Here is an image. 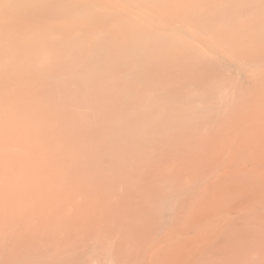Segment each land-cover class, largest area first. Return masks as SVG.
<instances>
[{
    "label": "bare ground",
    "instance_id": "bare-ground-1",
    "mask_svg": "<svg viewBox=\"0 0 264 264\" xmlns=\"http://www.w3.org/2000/svg\"><path fill=\"white\" fill-rule=\"evenodd\" d=\"M206 155L244 167L218 175ZM0 165L17 196L8 185L0 200L16 219L2 236L66 244L57 260L4 246L0 264H199L222 233L237 236L230 226L264 222V0H0ZM249 168L253 187L231 182ZM179 173L188 182L169 180ZM228 175L237 207L224 199V211L198 217L192 202ZM210 218L217 226L202 223ZM140 224L165 232L125 252V232L151 230ZM203 224L209 233H193ZM262 248L253 264H264Z\"/></svg>",
    "mask_w": 264,
    "mask_h": 264
},
{
    "label": "rangeland",
    "instance_id": "rangeland-1",
    "mask_svg": "<svg viewBox=\"0 0 264 264\" xmlns=\"http://www.w3.org/2000/svg\"><path fill=\"white\" fill-rule=\"evenodd\" d=\"M257 146H259V145H257ZM257 146L256 145H254V147L252 146H250L254 151H256L257 150ZM256 147V149H254ZM251 148H250V150H251ZM261 147L259 146L258 147V149H260ZM209 149H210V147H209ZM209 149H207L208 151H209ZM206 150V152H208ZM211 150V149H210ZM250 150H248V151H250ZM222 151H224V150H221V152ZM253 151V152H254ZM226 152V151H225ZM253 152H248V153H253ZM214 153H216V152H214ZM205 154H210L209 156H212V158H216V157H213V153L211 154L210 153V151H209V153H205ZM204 154V155H205ZM218 156L219 155H221L220 153L218 154V153H216ZM216 154H214L215 156H216ZM209 156L207 157V155L205 156V157H207V158H209ZM222 156V155H221ZM241 156V155H240ZM246 156L247 155H244L243 156V158H246ZM248 157V156H247ZM204 158V157H203ZM206 158V159H207ZM211 158V157H210ZM210 158H209V160H210ZM218 158L219 157H217V159H216V161L218 160ZM241 159V161H242V157H240ZM224 159V155H223V158H222V160ZM246 159H248V158H246ZM212 160H214V161H212ZM203 161V160H202ZM205 161V162H204ZM203 161V164L202 165H206L207 166V164H205L206 162H208L209 163V161H208V159H207V161L206 160H204ZM213 162V165L215 164L214 162H215V159H211L210 160V163L212 164V162ZM224 162H226L225 161V159L223 160ZM240 161V162H241ZM243 161H244V159H243ZM242 161V162H243ZM248 161H249V159H248ZM199 162H201V161H199ZM220 162H221V160H220ZM219 162V163H220ZM229 161H227L226 163H228ZM245 163H246V160L244 161ZM249 162H251V161H249ZM232 163V162H231ZM230 163V164H231ZM253 163V162H252ZM199 164H201V163H198L197 162V167H198V165ZM210 164V165H211ZM216 164H217V162H216ZM216 164H215V166H216ZM225 164V163H224ZM223 163H222V165H219V166H216V169H215V174L218 172V169L219 168H217V167H220V168H222L223 167V165H224ZM229 164V163H228ZM229 164V165H230ZM249 164V163H248ZM247 164V165H248ZM251 164V163H250ZM1 165L4 167L5 165H4V163H1ZM0 165V166H1ZM209 165V166H210ZM229 165H226L225 164V173H226V170L228 171V173H230L231 171H229V169L230 170H235V166L237 167V168H239V167H244V166H239L238 167V163L237 164H234L235 166L234 167H230ZM241 165H244V163H241ZM246 165V164H245ZM246 165V166H247ZM253 165H254V163H253ZM205 166V167H206ZM212 166V165H211ZM215 166H214V168H215ZM227 166V167H226ZM3 167H1L0 168V200H2L3 198L4 199H9L10 197H12V198H16L17 199V196H14L13 195V191L14 190H12V187H13V184H12V182L11 183H9V179L8 178H13L12 176H8V174H7V170L6 171H3V169H5L6 168V166H5V168H3ZM197 167H196V169H197ZM200 167V171L201 170H203V171H205L204 169H201V165L199 166ZM203 167V166H202ZM205 167H203V168H205ZM247 167H251V166H247ZM254 167V166H253ZM210 168V167H209ZM214 168H213V170H214ZM2 169V170H1ZM248 169V168H247ZM249 169H253V168H249ZM198 170V169H197ZM206 170H208L207 168H206ZM210 170V172H211V170L212 169H209ZM213 170H212V174H209V172H208V175H206L205 174V172H204V174L206 175V176H209V175H212V177L214 178V175L215 174H213ZM216 170H217V172H216ZM221 170V169H220ZM236 170H238V169H236ZM235 170V171H236ZM254 170V169H253ZM251 171L250 173H242L243 171H241L240 169H239V171L236 173L235 172V174L234 175H230V177L232 178V177H236V175H238V173H239V175H241V176H237L236 178H232V181H231V179L229 178V175L227 176V177H224L225 179L226 178H228V179H226V180H223V179H221V183H222V180H223V185H222V187L220 188L219 187V181H217V180H220V179H217V180H215V182H217V183H211V182H209L208 180H210L211 181V178L212 177H209L210 179H206V178H208V177H206L205 176V179L208 181V185H209V187H210V184H211V186L213 185V187L214 188H212V187H210L211 189L208 191V185H207V191H208V193H206L205 194V190H204V188L202 189L203 191H205V192H203V194L204 195H207V196H204L203 194H202V192H201V190H198V192L200 193L201 192V194H199L198 196H197V199H199L198 201L199 202H192V205L194 204V203H196V204H194L195 205V207H194V205H193V207H192V209L193 208H195L196 209V211H195V213H197L196 215L198 216V214H199V216H200V211H201V209H200V211H199V209L198 208H201V207H203L204 208V210L206 209V207H207V209H206V211H204L203 213H207L209 210H210V212L211 213H213V212H219V211H221L222 210V208L224 209V207H226L225 205H224V203H225V200H226V202L227 203H231L232 202V200L231 199H229L230 197H229V195H230V193H231V190H229V188H233L232 186L230 187V185H233L234 183H235V181L236 182H241L243 185H246V183L245 182H247V185H252V187L255 185V183H253V182H255V181H259L260 180V178H256L257 176H258V173L254 170V171ZM222 173L224 172V168H222ZM245 171V170H244ZM2 172H3V174H2ZM5 172H6V174L7 175H5ZM197 173L199 172V171H196ZM220 172V171H219ZM218 172V173H219ZM255 172V173H254ZM259 172H261V171H259ZM9 173V172H8ZM217 173V174H218ZM222 173L220 174V176L222 177V176H226V174L224 173L223 175H222ZM232 173V172H231ZM233 173H234V171H233ZM257 173V174H256ZM186 174V173H185ZM196 174V173H195ZM203 174V173H202ZM204 174H203V176H204ZM243 174V175H242ZM254 174V175H253ZM4 175V176H3ZM192 176H193V178H195V176L196 175H193V174H191ZM190 175V176H191ZM219 175V174H218ZM8 176V177H7ZM186 176V175H185ZM187 176H189V174L187 175ZM192 176H191V179H193L192 178ZM197 176L199 177V175L197 174ZM220 176H218V178L220 177ZM255 177V181L252 179V177ZM260 176H261V173H260ZM200 177H201V172H200ZM169 178H171V179H169L170 181H172V182H174L176 179L177 180H180V181H184V182H188V180L190 179L189 177H184V173H179V175L177 174V175H173L172 177L170 176ZM204 177H202V179H203ZM14 179V178H13ZM12 179V180H13ZM168 179V178H167ZM205 179H204V181H205ZM229 179H230V181L231 182H233V184L231 183L230 184V181H229ZM250 179L252 180V181H250ZM259 179V180H258ZM195 180V179H194ZM227 181H229V184L227 183ZM244 181V182H243ZM262 181H264L263 179H262ZM191 182V181H190ZM189 182V183H190ZM212 182H214L213 180H212ZM249 182H251V183H249ZM193 183V182H192ZM195 183V182H194ZM193 183V184H194ZM207 183V182H206ZM221 183H220V185H221ZM241 183H239L240 185H241ZM204 184V183H203ZM236 184H238V183H236ZM234 185V186H238V185ZM8 185H9V190H12V191H10L11 193H12V195L11 196H9V198H6L7 196V194L9 193L8 191H7V189H8ZM205 185V184H204ZM218 185V187H216ZM242 185V186H243ZM246 185V186H247ZM192 186H194V189H193V191L195 190V188H196V186H198L197 185V183H195L194 185H192ZM223 186H224V189L225 190H223ZM229 186V187H228ZM203 187V186H202ZM205 187V186H204ZM239 187V186H238ZM6 188V189H5ZM14 188V187H13ZM226 188H228V189H226ZM197 189V188H196ZM199 189H200V187H199ZM218 189H220L221 191H219ZM225 192V193H223V191ZM6 191V192H5ZM233 191H234V188H233ZM235 192V191H234ZM234 192H232V193H234ZM11 193H9V194H11ZM221 193H223V194H225V195H223V194H221ZM231 193V194H232ZM236 193V192H235ZM8 194V195H9ZM220 194V195H219ZM4 195V196H3ZM187 195V194H186ZM185 195V196H186ZM216 195H217V197H216ZM223 195V196H222ZM228 195V196H227ZM234 195V194H233ZM3 196V197H2ZM199 196H203V198H210V199H212L211 201L212 202H214V203H212L211 201H210V199H206L205 198V202L201 199V198H199ZM215 198H214V197ZM220 198H219V197ZM225 196H227L228 198H225ZM184 197V196H183ZM213 197V198H212ZM222 197H224V198H222ZM233 197V196H232ZM231 197V198H232ZM11 198V199H12ZM219 199V201H218V199ZM217 199V203L215 202V200ZM222 201H221V200ZM225 199V200H224ZM204 202L203 204L201 203L202 201ZM207 200V201H206ZM227 200H231V202H229V201H227ZM209 201V202H208ZM223 203V205H224V207H223V205H222V203ZM199 203V204H198ZM207 203V204H206ZM217 205H216V204ZM218 204H220V205H218ZM232 204H234L233 202L230 204L231 205V207L233 208V206H232ZM192 205H190V206H192ZM222 205V206H221ZM229 204L227 205V209H228V207L230 206ZM235 205V207H237V204H234ZM189 206V207H190ZM196 206H197V208H196ZM220 206H221V208H220ZM231 207H229V209H232ZM235 207H234V209H235ZM190 209H191V207H190ZM228 209V210H229ZM1 210V209H0ZM225 210H226V208H225ZM2 211H5V210H2ZM2 211H0V213H1V215H0V250H1V248L2 247H4V246H9V251H8V254L10 255V256H14V255H26V256H29V254H30V256H38V257H40V256H44V258H52L53 260H57V259H60L59 258V253L62 251V249L64 248V247H66V244L65 245H63V246H61V248H60V250H57V251H51L50 250V248L46 245V244H48V243H41L40 241H43V240H41L39 237H32L30 234H27V236L26 235H24L23 237H17V238H11V237H7V238H4L2 235L4 234V233H10L9 232V229H10V227H13V225L15 224V221H16V219L14 218L15 217V215L13 214V213H11V214H8L7 212L8 211H5V212H2ZM189 211H193V210H189ZM193 211V212H194ZM222 211H224V210H222ZM193 212H189L188 213V210H186V211H184V213H185V219H186V221H185V219L183 218V221L186 223L187 221H188V223H189V221L192 219L191 217L189 218V215L187 216V213L188 214H191V213H193ZM199 212V213H198ZM202 212V211H201ZM10 213V212H9ZM195 213H193V215L195 214ZM257 213V212H256ZM6 214V215H5ZM13 214V215H12ZM202 214V213H201ZM258 214L260 215V216H262V214L264 215V210L263 209H258ZM11 215H12V217H11ZM205 214H202L201 216L203 217ZM234 215V214H233ZM191 216V215H190ZM198 216V217H199ZM201 216H200V218H201ZM253 216H254V220L256 221L255 223L253 222V221H251L252 222V224H250L251 222L249 221L248 223L246 222V221H243V222H246V224H248V225H246V224H244V223H241L242 221L240 220L239 221V223H240V226H238L239 224H237V226H238V228H237V230H236V228L235 227H237V226H234V228L232 229L231 228V226L229 227L230 228V230H229V228H228V226L226 227V230H229L231 233H234L235 231H237V232H235L236 233V235L238 236H235V234H232V236L234 235L235 237L233 238L230 234V232L229 231H226L225 230V228H224V231H226V233H227V237H230V238H227L226 240H224L223 238H222V236H223V233H222V236H220L218 239H217V250H210L209 251V254L208 255H206V257H202L200 260L201 261H205L204 262V264H208V262H207V259L210 261L211 259H213L214 260V263H212V261L213 260H211L210 262H211V264H216V263H218V264H247V263H250V264H253L252 262H253V259L255 260L256 259V256H257V254L259 253V252H261L260 250H261V248L262 247H259V245H260V243H261V245L263 244L264 245V240L262 241L261 239V237H260V233H261V235L262 236H264V227L261 225V222H263V221H259L258 220V215H257V217H255V214H253ZM259 216V217H260ZM3 217V218H2ZM188 217V218H187ZM194 217V216H193ZM197 217V218H198ZM197 218H196V220H197ZM200 218H198V219H200ZM204 218H205V216H204ZM212 219V220H211ZM247 218H245L244 220H246ZM250 219V218H249ZM253 219V218H252ZM252 219H250V220H252ZM260 219H262V218H260ZM15 220V221H14ZM193 220H195V218H193ZM213 220H215L214 218H210V219H207V220H204L202 223H206V222H212ZM258 220V221H257ZM29 222H30V219L28 220ZM35 221V220H34ZM192 221V220H191ZM190 221V222H191ZM183 222V223H184ZM8 223V224H7ZM14 223V224H13ZM32 223V222H31ZM184 223V224H185ZM264 223V222H263ZM262 223V224H263ZM9 224H11V225H9ZM13 224V225H12ZM131 224H135V223H131ZM130 224V225H131ZM241 224H243V225H241ZM130 225H128L129 226V229H130V227H132V225L130 226ZM144 225V224H143ZM143 225L142 224H140L139 226H140V229H141V227H142V229H144V231L145 230H148V229H151V230H148V237L145 235H143V237L144 238H142L141 236H142V234H140V237L142 238V239H144V241L146 240V242H142V240H141V238L139 239L138 237V234H136L137 236V241L135 240L136 239V237H135V235L134 236H132V237H135L134 238V240L136 241V242H138L139 240L141 241V244H139V242L138 243H136L135 241V243L133 242V240H132V237L130 238V236H129V233H128V231L127 232H125V234L127 233V236H124V238L122 239V242H125V249H124V251L127 249V247H130V249L129 250H132V252H133V254H136V253H134L135 252V250H138L137 252H140V250H142L141 252H140V254H142L143 253V247H139V246H137L138 244L140 245V246H144L145 248H144V251L146 252V248H148L150 245H149V243L151 244V243H153L152 242V240L153 239H151V238H154V241H156V239H157V236L159 235V234H161V233H163V232H165L164 231V229L162 228V227H159V232H158V229L156 230V226L157 225H152L153 227L152 228H154V229H152V228H148V227H146V229L143 227ZM151 225V224H150ZM186 225V224H185ZM189 225V224H188ZM209 225H211V226H209V227H211V228H213L214 226H217V224L215 223V222H212V223H210ZM245 225H246V227H245ZM264 225V224H263ZM136 226V227H135ZM135 226L133 225V227H135V228H137V224H135ZM149 226V225H148ZM250 226H251V228H250ZM132 227V228H133ZM158 227V226H157ZM194 227V226H193ZM193 227H191V229L193 228ZM233 227V226H232ZM240 227V228H239ZM134 228V229H135ZM148 228V229H147ZM206 228V227H205ZM204 224L201 226V227H196V228H193L194 230H193V233H199V231H200V233H203V231H205L204 229ZM223 228V227H222ZM228 228V229H227ZM242 228V229H241ZM5 229H7V230H5ZM140 229L138 228V230H139V232H140ZM142 229H141V231H142ZM253 229V230H252ZM113 230V232L111 233V234H114V235H112L113 237L115 236V235H117L116 233H115V228H113L112 229ZM130 230H133V229H130ZM129 230V231H130ZM201 230H203V231H201ZM156 233H155V232ZM232 231H234V232H232ZM239 231L242 233H239ZM145 232V233H146ZM158 232V233H157ZM205 232H207V231H205ZM248 232V233H247ZM141 233V232H140ZM142 233L143 234H145L143 231H142ZM207 233H209V232H207ZM225 232H224V234H226ZM230 233V234H229ZM239 233V234H238ZM35 234V233H34ZM124 234V233H123ZM36 235V234H35ZM154 235V236H153ZM210 235H211V233H210ZM230 235V236H229ZM243 235V236H242ZM245 235V236H244ZM34 236V235H33ZM37 236V235H36ZM122 236V237H123ZM151 236V237H150ZM153 236V237H152ZM146 237V238H145ZM224 237L226 238V236L224 235ZM228 239H229V241H228ZM234 239V240H233ZM263 239H264V237H263ZM44 240H47V239H44ZM124 240V241H123ZM151 240V241H150ZM231 240V241H230ZM253 240V241H252ZM262 241V242H261ZM84 242V240H82V238H79V237H76L74 240H72L71 241V243L70 244H68L69 246H68V248H69V250H70V254H73V253H75V249H74V247H75V245L76 244H81V243H83ZM131 242V243H130ZM135 244V245H133V244ZM129 244H131V245H129ZM145 244V245H144ZM154 244V243H153ZM194 244V243H193ZM128 245V246H127ZM133 245V246H132ZM147 245H148V247H147ZM251 245V246H250ZM135 246V247H134ZM152 246V245H151ZM150 246V247H151ZM22 247H23V249H22ZM131 247H133L132 249H131ZM220 248V249H219ZM222 248H224L223 250H222ZM226 248L228 249V250H226ZM258 248H260V249H258ZM37 249H41L45 254H41V253H38L37 252ZM181 249V248H180ZM213 249V248H212ZM220 251H219V250ZM262 249H264V247L262 248ZM128 250V251H129ZM223 252H222V251ZM123 251V254H127V253H125ZM177 251H178V249H177ZM177 251H176V249H175V252H176V255H177ZM179 251H181L183 254H184V250L182 251V250H179ZM178 251V252H179ZM256 251H259L258 253L256 252ZM73 252V253H72ZM131 251H129V253H130ZM144 252V253H145ZM181 252H179L178 254H179V256L181 255H183ZM187 252V251H186ZM207 252L208 251H206V253L205 254H207ZM213 252V253H212ZM227 252V253H226ZM133 254H132V256H131V254L130 255H126V259H128V261H131V263L133 262V261H135L134 259H136L137 258V256H133ZM186 254V253H185ZM187 254H188V252H187ZM205 254H204V256H205ZM214 254V255H213ZM167 257H166V260H165V257H163L164 258V263L166 264H168V259H170V260H172V257H170V256H172V255H166ZM208 256H209V258H208ZM124 257H125V255H124ZM184 257H185V255H184ZM211 257V258H210ZM258 257V256H257ZM41 258V257H40ZM206 258V259H205ZM124 260H125V258H123ZM122 259V261L124 262V260ZM175 259V258H174ZM173 259V260H174ZM7 260H9V259H7ZM5 261V260H4ZM163 261L161 262V263H159V264H162L163 263ZM200 261V262H201ZM8 262V261H7ZM127 262V261H126ZM170 262V261H169ZM171 262H173V261H171ZM170 262V264H172ZM199 262V264H201ZM163 263V264H164ZM176 263V260L174 261V264Z\"/></svg>",
    "mask_w": 264,
    "mask_h": 264
}]
</instances>
